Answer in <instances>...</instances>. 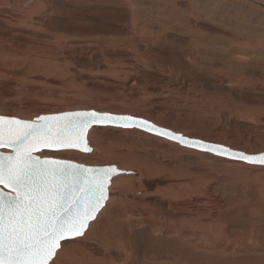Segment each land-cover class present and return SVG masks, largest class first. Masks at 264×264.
<instances>
[{
    "label": "bare ground",
    "instance_id": "bare-ground-1",
    "mask_svg": "<svg viewBox=\"0 0 264 264\" xmlns=\"http://www.w3.org/2000/svg\"><path fill=\"white\" fill-rule=\"evenodd\" d=\"M147 2L153 6L156 0H0V115L31 119L39 112L77 110L126 114L191 139L246 154L263 153L264 138L257 139L261 150L253 152V145L248 152L221 134L196 137L180 132L202 112L219 120L232 108L247 111L248 120L263 132L264 113L256 109L264 100L232 91L241 80L226 78L224 86L216 87L196 83L199 88L194 90L185 87L183 79L170 77L172 71L158 72L161 66L170 71L208 56L188 40L184 59L162 60L158 55L159 63L155 50L147 48L153 27H148L146 14H139ZM113 10L121 14L91 27L95 13ZM233 50L210 57L233 69L245 68L236 64L250 52ZM153 64L157 70L148 72ZM87 138L91 153L68 150L62 158L90 166L114 165L122 172L112 177L105 206L85 234L63 242L54 264H264V165L187 148L135 127L93 125ZM104 146L109 149L101 151ZM94 152L97 158L90 157Z\"/></svg>",
    "mask_w": 264,
    "mask_h": 264
},
{
    "label": "snow or ice",
    "instance_id": "snow-or-ice-1",
    "mask_svg": "<svg viewBox=\"0 0 264 264\" xmlns=\"http://www.w3.org/2000/svg\"><path fill=\"white\" fill-rule=\"evenodd\" d=\"M93 125L140 128L181 146L264 165V153L248 155L131 115L64 111L22 119L0 115V264H54L63 242L82 237L108 199L119 170L90 166L62 153H91Z\"/></svg>",
    "mask_w": 264,
    "mask_h": 264
},
{
    "label": "rangeland",
    "instance_id": "rangeland-1",
    "mask_svg": "<svg viewBox=\"0 0 264 264\" xmlns=\"http://www.w3.org/2000/svg\"><path fill=\"white\" fill-rule=\"evenodd\" d=\"M52 4L53 5H59L58 3H52ZM146 4L147 5H145L146 7L144 8V10L139 11V14H142L143 17H144V14H146L145 16L150 20L149 22L151 24L150 25L148 23L149 24L148 27L150 29H152V27H153V29H152L153 37L154 38L158 37L156 39L149 37L148 39L153 40V42L147 46V48L150 50V52L151 51L154 52V50H155V52L156 51L158 52V53L152 52L153 54L156 55V59L158 58V55L162 56V60H165L166 58H173V57H174V59H179V60L184 59V57H186V51H187V47H188V46L187 47L184 46V44L189 43L188 40H190V41L193 40L191 43V46H194V44L198 43L200 46L198 49H200L202 51L207 50V52H205V53L208 56V58L206 60H204V62L203 61L199 62V60L196 59L190 65H181L178 68L172 67V68H170L171 69L170 71L167 69V67H164L161 65L160 66L162 68H161V70L158 68L160 70L159 71L153 67V66H155V64H153L152 66H150L151 70H149V68H147L148 72L149 71L153 72V69H155V71L157 70L160 73L168 74L169 72L172 71L173 75L170 77L177 76L179 79H183L185 87L191 88V86H192V89L194 88V90H197L199 88L198 85H196V83L200 84V83H205L207 81L210 84V86L215 85L214 87H216V85H220V84H222V86H224L225 83L223 80L226 78H229L231 80L234 79L237 81L241 80V84L238 85L239 87L234 86L232 88V91L237 92V89H238L237 93L240 96H245V97H250V98L254 97L257 100H264V93H263L264 92V90H263L264 89V83L261 82L262 81L261 78H264V75H263V73H264V59H263L264 58V48H262V47H264V43H263L264 42V0H156V3H153V6H150L152 4L148 3V2ZM151 7H153V8H151ZM159 11L161 14L159 13ZM151 12H153V13L151 14ZM101 13H103V14H101ZM95 14L96 15H94V18H96L97 21L91 22L90 23L91 27H95V25L97 23L100 24V22L103 21L104 18H105V20L107 19V17H108V19H110L111 17H113L115 15L113 17L115 19L121 13H120V10L119 11L113 10V12L111 11V14H106L103 11H98ZM154 14H156V15H154ZM151 15H152L153 19L151 18ZM68 16H70V13H68ZM154 16H155V18H154ZM157 16H159V17H157ZM52 18H50L51 21H52ZM113 18H111V19H113ZM153 24H154V26H153ZM155 24L159 25L158 30L156 29V28H158V26H156ZM90 25L87 24L86 26H90ZM159 30H160V32H159ZM163 30H165V31H163ZM154 31H156V33ZM220 34L223 37L219 36ZM137 35L140 37L146 36L144 34V32H142V31H137ZM159 35H161V37L164 36V37H162L163 39ZM175 37H177V38H175ZM237 37H240L241 40L243 39L242 42ZM247 38H249V39H247ZM236 39H239L240 41L236 40ZM161 40H163V41L166 40V41L161 42ZM221 40L223 42H221ZM247 40H249L248 42H250V41L251 42L245 43V41H247ZM172 41H174V42H172ZM243 41L245 44L243 43ZM241 43H243V44H241ZM247 43L250 46H248ZM244 45H247L248 47H246ZM191 46H190V48H191ZM238 46H239V48H238ZM229 48H234L233 51L236 52L235 54H237L238 51H241L242 52L241 54H245V51H247V50H248L247 51L248 53L250 52L249 54H247V55L245 54V56H244L243 60L245 63L240 62L239 64L238 63L236 64V65L241 64V66H245V68L243 67L244 70L242 68H240L239 66L234 67V69H235L234 70L232 68V66H230L228 63H226V62H225L226 64L218 63L215 59H213L216 57V54L218 52H220L223 49L227 50ZM148 49L146 51H149ZM211 53L215 54V56L213 55L214 56L213 58L210 57ZM257 57H259V58H257ZM157 61L159 62V58L157 59ZM248 63H250V64L247 65ZM242 64H245V65H242ZM182 66H183V68H182ZM255 67H257L256 68L257 70L255 69ZM142 68H143V65L142 66L139 65L137 69H140V72H143ZM237 68H238V70H237ZM246 68L248 71L246 70ZM237 72L238 73L240 72L239 74L240 75L242 74L243 77L240 76ZM249 75L251 76V78L253 80L250 78ZM213 77H214V79H213ZM237 77H238V79H236ZM245 77L247 79L248 78L249 79L247 80ZM242 79H244V80L242 81ZM78 81H80V80H78ZM221 81H222V83H221ZM245 81H247V82H245ZM240 87H241V90H240ZM258 87H260V88H258ZM262 87H263V89H262ZM256 89L258 91H256ZM259 89L260 90L262 89V92H260ZM253 90H255V91H253ZM133 91L134 90H132V91L130 90L129 93H132ZM255 92H257V95L255 94ZM253 95H255V96H253ZM256 96H258V97H256ZM35 99H38L35 101H39V103L42 102V104L48 103V101H46L47 99H44V100L43 99L41 100L39 98H35ZM36 105H38V104H36ZM36 105H33V108H35L34 106H36ZM178 105H181V103H178ZM221 105H223V104H219L218 106H221ZM41 107H43V105ZM253 110L255 111V108ZM57 111L58 110H56L54 112H57ZM241 111H242V113H241ZM256 111L260 112V113H264V104L261 107L257 108ZM163 112L168 113L166 110ZM43 113H47V112H43ZM43 113L39 112V113L35 114V116H37L39 114H43ZM204 113H206V112H202V113L198 114L197 116H195L197 118L195 123L193 125L191 123L187 124L185 126V128L180 130V132H182V133L184 132L186 135H191V136L194 135L196 137L197 136L198 137H205L204 135L206 133L221 134V136L226 141L229 139V141L231 140L234 143L238 142L240 144V145H238L239 149H244L245 151H248V152H250V151L252 152V149H253V152L254 151L256 152L258 149L261 150V148L259 147L260 142H258L257 139L260 138L259 141H261L262 138H264V133H263L264 131L262 132V130L259 129L261 131L260 132L261 134L259 132H257V131H259L258 130L259 126L257 123H255V121L250 122V120H248L247 111L245 113V110H233V108H232V111L230 113L222 115L221 119H219V120L216 118V116L214 114H211V115L205 114L206 115L205 116ZM9 115H11V114H9ZM13 116H15V115H13ZM23 116H22V118H23ZM25 117L28 118L30 116H24V118ZM223 117H224V121H223ZM27 118H25V119H27ZM246 121H249L250 123L247 122L248 123V125H247V124H245ZM200 124H202V125H200ZM249 124H251V125H249ZM250 126H252V127H250ZM253 127H254V129H253ZM256 128H257V130H255ZM171 129H174V128L171 127ZM182 130H184V131H182ZM249 133H251V137H250L251 139L249 138V140H248L247 134H249ZM102 140H103V138H102ZM173 142H175V141H173ZM243 143H245V145H247L246 148H244ZM262 145L264 146V144H262ZM250 146L251 147L253 146V148L251 150L249 149ZM102 149L107 151V149H109V148L104 146L103 148H101V151H104ZM246 149H249V150H246ZM83 154L88 155V153H83ZM94 154L96 155V157L94 156ZM94 154H91L90 157L92 158V156H93L94 158H97V156H99L95 152H94Z\"/></svg>",
    "mask_w": 264,
    "mask_h": 264
},
{
    "label": "water",
    "instance_id": "water-1",
    "mask_svg": "<svg viewBox=\"0 0 264 264\" xmlns=\"http://www.w3.org/2000/svg\"><path fill=\"white\" fill-rule=\"evenodd\" d=\"M77 111H86V110H77ZM88 111H90V110H88ZM52 114H57V113H45V114H39V115H52ZM126 115V114H125ZM38 116V115H37ZM35 117L36 116H34V117H32L31 119H35ZM168 130H170V129H168ZM177 133V132H176ZM196 140H200V139H196ZM205 142V141H204ZM206 143H208V142H206ZM210 144H214V143H210ZM235 151H239V150H235ZM240 152H242V151H240ZM244 153V152H243ZM264 153V152H263ZM246 154V153H245ZM258 154H261V153H258ZM257 153L256 154H254V153H252V154H248V155H258ZM122 171L121 170H119V172L118 173H121ZM114 176V175H113Z\"/></svg>",
    "mask_w": 264,
    "mask_h": 264
}]
</instances>
